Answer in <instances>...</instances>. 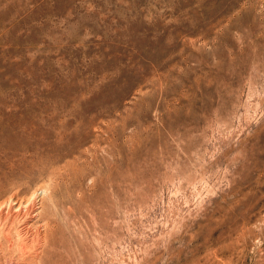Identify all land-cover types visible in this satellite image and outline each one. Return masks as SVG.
Masks as SVG:
<instances>
[{"label":"rangeland","instance_id":"1","mask_svg":"<svg viewBox=\"0 0 264 264\" xmlns=\"http://www.w3.org/2000/svg\"><path fill=\"white\" fill-rule=\"evenodd\" d=\"M0 217V264H264V0H0Z\"/></svg>","mask_w":264,"mask_h":264},{"label":"bare ground","instance_id":"2","mask_svg":"<svg viewBox=\"0 0 264 264\" xmlns=\"http://www.w3.org/2000/svg\"><path fill=\"white\" fill-rule=\"evenodd\" d=\"M19 211V210H18ZM33 212V211H32ZM26 213V212H25ZM30 213V212H29ZM9 214V213H8ZM31 214V213H30ZM10 215V214H9ZM21 216V213H16V214H11V216H10V222L12 223L15 219H17V218H19ZM26 216V215H25ZM1 218V217H0ZM9 222V221H8ZM27 224L25 223H23V224H21V226H20V231H22V230H25V233H27L28 232V229H27V226H26ZM12 226V225H11ZM10 226V227H11ZM8 228V227H7ZM19 229V228H18ZM9 231V230H8ZM6 232V231H5ZM2 233V232H1ZM6 234V233H5ZM29 234V233H28ZM6 236V235H5ZM7 237V236H6ZM26 237V236H25ZM38 237V236H37ZM10 239H11V237H10ZM33 239V238H32ZM26 243V242H25ZM24 243V244H25Z\"/></svg>","mask_w":264,"mask_h":264}]
</instances>
